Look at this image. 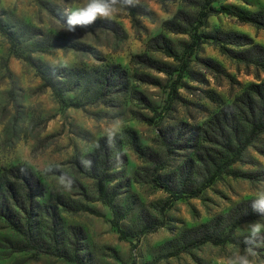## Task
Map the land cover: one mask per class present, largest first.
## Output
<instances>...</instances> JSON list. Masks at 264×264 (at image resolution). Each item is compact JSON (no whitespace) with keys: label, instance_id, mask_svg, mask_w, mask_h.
Segmentation results:
<instances>
[{"label":"rangeland","instance_id":"374dc122","mask_svg":"<svg viewBox=\"0 0 264 264\" xmlns=\"http://www.w3.org/2000/svg\"><path fill=\"white\" fill-rule=\"evenodd\" d=\"M124 1L117 0L114 7L118 10L110 18H98L89 26H72L74 30H70L68 9L83 7L87 0H0V21L14 36L17 50L12 54L0 33V177L12 180L8 169L24 166L38 179L42 195L35 197L30 216L36 247L53 244V227L58 249L86 264H242V260L264 264V216L240 223L230 235L231 241L205 242L172 254L178 245L176 236L184 228L205 222L241 200L264 197V131L242 151L241 161L224 168L197 197L173 200L163 210L167 193L134 178L137 168L146 163L130 149L124 133L134 131L141 146L155 151L161 149L160 131L171 134L175 144L162 172L176 173L191 156L194 139L190 130L200 127L248 84L264 80V72L230 52H220L210 39L183 62L187 35L164 29L162 22L176 11L195 16L202 0H130L134 16L129 15ZM209 4L236 11L264 10V0H212ZM214 30L243 34L251 44L264 49V30L234 16L207 14L197 32ZM158 34L166 38L179 59L166 56L158 45L150 43ZM61 41L70 46H59ZM248 46L225 47L235 52ZM134 55H146L175 70L167 75L132 59ZM32 63L47 70V77L61 88L66 103L80 106H62ZM109 65L124 70L126 79L118 83L115 79L105 87L101 75ZM138 75H144L145 80H138ZM176 78L170 94V84ZM141 116L151 117L152 124L142 121ZM111 134L120 138L123 159L107 171L112 177L107 188L119 184L113 204L123 239L109 224L111 210L97 199L93 179L72 162L91 151L99 137ZM58 171L79 182L88 199L66 181L61 183ZM197 171V175L202 174L201 168ZM58 195L79 210L63 209L55 201ZM43 205L54 208V221ZM140 212L149 223L160 225L143 233L146 221ZM13 214L21 222L26 217L16 208ZM257 224L260 230L254 232ZM69 226L82 232L77 249L70 244L74 237ZM22 241L0 218V264H77L51 253L17 250L15 245Z\"/></svg>","mask_w":264,"mask_h":264},{"label":"trees","instance_id":"16d2710c","mask_svg":"<svg viewBox=\"0 0 264 264\" xmlns=\"http://www.w3.org/2000/svg\"><path fill=\"white\" fill-rule=\"evenodd\" d=\"M158 1L162 3L164 0ZM211 1L202 0L201 8L195 16L176 11L172 18L162 22L164 29L187 35L188 41L184 45L185 58H183V62L199 44L205 42L206 39H210L218 44L220 52H230L234 58L251 62L264 72V49L256 44H251V41L245 35L235 32H221L219 30L203 34L197 32V28L203 24L204 18L212 12H223L234 16L239 22L248 23L264 30V10L236 11L227 6L213 8L209 4ZM123 4L129 15L134 16V8L127 1H124ZM0 33L5 37L10 52L16 55L15 38L1 21ZM150 43L155 46L158 45L166 56L174 60L179 59L169 42L161 34L153 37ZM57 44L62 47L70 46L67 41H61ZM226 44L249 46L242 51L233 52L225 47ZM24 58L28 59V57ZM133 58L141 64L167 75H170L175 70L173 66L163 64L146 55H134ZM180 59L182 60V58ZM32 65L62 106H80L76 102L66 103L61 95V88L55 87L54 83L47 77V70L36 63H32ZM179 74L180 71L177 73V77H179ZM101 77V84L106 87L114 82L115 79L116 83H118L117 81L125 80L126 72L118 69L115 65H109L103 71ZM137 78L140 81L145 80L144 75H138ZM176 80L177 78L170 84V94L175 90ZM134 96L136 97V92ZM147 106L150 108L149 105ZM141 120L148 124L153 122L151 117L146 116H141ZM262 131H264V80L248 84L246 89L241 91L231 102L221 104L200 127H194L190 130V136L194 139L192 145H190L191 156L180 166L179 171L176 173L162 172L166 164V158L172 150V144H175L173 142L174 137L171 134L167 131H160L158 143L161 149L155 151L147 146H141L134 131L125 130L124 133L130 149L146 163V165L137 168L134 172V178L143 179L152 185L161 187L167 193V198L161 204L160 210H163L173 200L197 197L203 188L221 173L224 168L242 160V151ZM119 142L118 134L101 136L97 139L91 151L74 158L72 162L84 175L93 179L97 191V199L111 210L112 216L109 219V224L117 233L118 238L123 239L124 232L120 228L117 211L113 204V199L118 193L117 187H119V184L116 183L111 188H107V182L112 180L107 171L116 168L121 161L120 159H123V155L119 151ZM199 168H201L202 174L198 173L199 175H197L196 172H198L197 169ZM141 171H144L143 177H141L142 175L140 176ZM8 172L12 174V180H8L5 175L0 177V218L23 238V241L16 244L15 248L17 250L33 249L35 254L36 251L51 253L66 260L74 261L77 264H86L76 255H68L65 251L58 249L54 233L55 228L53 227L51 229L53 244L48 247H45V244L38 248L36 247V231L30 216L35 204V197L42 195V187L34 174L24 166L12 167L8 169ZM58 173L68 186L74 188L83 198L88 199L83 186L79 182L62 171H58ZM233 174L236 175L237 173L233 172ZM260 199L248 198L241 200L233 204L225 212L217 214L205 222L184 228L176 236L178 245L172 254L205 242L222 244L225 241H231L230 235L240 223L264 216V206L258 203ZM55 201L63 209L70 212L79 210V207L69 203L68 199L60 195L56 196ZM43 207L47 214L51 216V220L54 221L53 218L56 217L54 208L51 205H43ZM13 208L26 213L24 221L21 222L14 217ZM87 210L94 212L92 209ZM141 214L140 212V218L144 216L143 218L146 221L142 227L143 233L153 231L160 225V222L149 223L145 215ZM68 230L74 237V241H71L70 244L74 246L73 249H77L82 232L76 226H69Z\"/></svg>","mask_w":264,"mask_h":264},{"label":"clouds","instance_id":"9594fccd","mask_svg":"<svg viewBox=\"0 0 264 264\" xmlns=\"http://www.w3.org/2000/svg\"><path fill=\"white\" fill-rule=\"evenodd\" d=\"M130 2V0H127ZM117 0H87L86 5L77 9H68L67 24L70 30H74L72 26H89L98 18H110L118 9L114 7ZM61 179V183H63ZM258 203L264 206V198H261ZM260 225L257 224L253 231L258 232ZM242 264H248L247 260H242Z\"/></svg>","mask_w":264,"mask_h":264}]
</instances>
